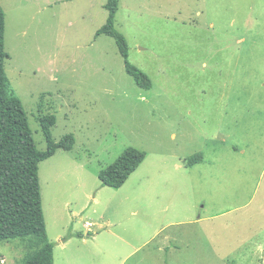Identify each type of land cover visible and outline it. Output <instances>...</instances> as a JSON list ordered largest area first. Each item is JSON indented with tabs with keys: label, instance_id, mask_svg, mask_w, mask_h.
Here are the masks:
<instances>
[{
	"label": "rangeland",
	"instance_id": "1",
	"mask_svg": "<svg viewBox=\"0 0 264 264\" xmlns=\"http://www.w3.org/2000/svg\"><path fill=\"white\" fill-rule=\"evenodd\" d=\"M0 7L5 72L36 147L44 115L54 141L75 138L38 168L54 264H264V0H118L115 26L150 88L95 37L104 0ZM128 147L144 160L118 189L101 186ZM75 232L98 237L74 256L58 240ZM24 244L1 241L0 264H18Z\"/></svg>",
	"mask_w": 264,
	"mask_h": 264
},
{
	"label": "trees",
	"instance_id": "2",
	"mask_svg": "<svg viewBox=\"0 0 264 264\" xmlns=\"http://www.w3.org/2000/svg\"><path fill=\"white\" fill-rule=\"evenodd\" d=\"M107 17L95 37H111L124 61V68L134 83L150 88L152 80L128 59V44L115 26L118 0H104ZM4 12L0 7V242L19 238L26 252L18 264H54V244L47 238L42 209L38 168L57 149L71 150L75 144L72 134L54 141L51 128L54 115L39 118L46 148L39 150L32 137L26 112L16 95L4 68L8 54L4 49ZM145 158V153L134 147L126 148L116 160L98 172L101 186L121 187ZM201 154L190 157L188 166L201 160ZM66 236L63 237V240Z\"/></svg>",
	"mask_w": 264,
	"mask_h": 264
},
{
	"label": "crops",
	"instance_id": "3",
	"mask_svg": "<svg viewBox=\"0 0 264 264\" xmlns=\"http://www.w3.org/2000/svg\"><path fill=\"white\" fill-rule=\"evenodd\" d=\"M95 201L97 202L96 198ZM85 224L87 227L92 226V223L90 221H85ZM89 230V229H87ZM88 235V234H87ZM87 236H85L84 234H80L78 232L75 233H70L66 239L63 240V238L61 240H58V247L60 248V250H62L63 252H65L67 250V252L74 254V256L77 254L78 252V247L80 246V248L82 247L80 244L82 243H86L92 240H96V238L98 237V234L93 235L92 239L86 238ZM78 242H80V244H78ZM86 247V246H84ZM54 249V248H53ZM53 258H54V251H53ZM67 264V263H64ZM69 264V263H68ZM98 264H105V262H100Z\"/></svg>",
	"mask_w": 264,
	"mask_h": 264
}]
</instances>
